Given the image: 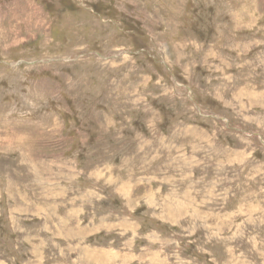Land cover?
I'll return each mask as SVG.
<instances>
[{"label":"rangeland","instance_id":"1","mask_svg":"<svg viewBox=\"0 0 264 264\" xmlns=\"http://www.w3.org/2000/svg\"><path fill=\"white\" fill-rule=\"evenodd\" d=\"M0 264H264V0H0Z\"/></svg>","mask_w":264,"mask_h":264},{"label":"bare ground","instance_id":"2","mask_svg":"<svg viewBox=\"0 0 264 264\" xmlns=\"http://www.w3.org/2000/svg\"><path fill=\"white\" fill-rule=\"evenodd\" d=\"M123 33V32H122ZM232 37V36H231ZM241 37V36H240ZM250 37V36H249ZM142 38V37H141ZM247 38V37H246ZM239 39V38H238ZM199 44V43H198ZM240 46V45H239ZM244 66V65H243ZM249 66V65H248ZM254 66V65H253ZM41 69V68H40ZM244 70V69H243ZM248 71V70H247ZM263 71V70H262ZM200 85V84H199ZM178 87V86H177ZM201 87V86H200ZM192 88V87H191ZM228 101V100H227ZM184 102V101H183ZM128 172V171H127ZM86 175V174H85ZM30 177V176H29ZM33 178V177H32ZM152 190V189H151ZM93 193V192H92ZM82 194V193H81ZM128 220V219H127ZM102 225V224H101ZM216 233V232H215ZM206 236V235H205ZM127 238V237H126ZM179 257V256H178ZM94 261V260H93ZM194 263V262H193Z\"/></svg>","mask_w":264,"mask_h":264}]
</instances>
